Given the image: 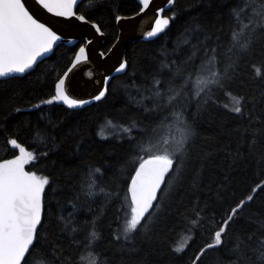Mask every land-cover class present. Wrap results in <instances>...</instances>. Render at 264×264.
Here are the masks:
<instances>
[{
	"label": "trees",
	"instance_id": "1",
	"mask_svg": "<svg viewBox=\"0 0 264 264\" xmlns=\"http://www.w3.org/2000/svg\"><path fill=\"white\" fill-rule=\"evenodd\" d=\"M94 2L93 8L90 0H80L78 11L85 10L88 19L100 25L104 35L101 51L106 53L118 35L115 17L132 16L139 5L136 0ZM243 3L174 0L163 12L166 16L175 13L167 29L153 39L130 42L122 54L128 62L124 72L110 78L105 97L84 107L55 102L28 108L54 94L57 76L85 45L83 39L73 45L58 43L26 73L0 79V160L17 155L18 149L7 143L13 135L29 151L47 153L25 166L27 171L50 178L39 227L41 239L32 250L30 264H77L78 258L79 264H97L92 252L74 243V239L84 240L93 218L103 237L96 249L109 257L111 264H194L198 255V264H262L254 250L264 238V187L257 188L264 183V78L255 75L252 67L259 70L264 61V32H257L254 49L245 56L243 71L230 89L217 91L207 107L198 108L195 100L188 104L184 116L191 121L194 135L187 154L178 161L179 173L173 171L159 193L155 203L159 207L151 210L146 221L148 230L141 229L122 251L111 242L113 231L123 224L124 213L118 212L122 203L127 211V186L137 166L133 162L144 155L139 145L147 144L153 129L173 111L152 110L156 101L148 97L153 78L164 81L161 87H166L170 73L162 63L184 61L193 54V46H205V37L207 44L215 46L219 38L227 48L234 23L232 10ZM260 3L264 0H256L252 7ZM246 14H251V7ZM202 55L197 52L195 64ZM236 94L248 98L243 115L230 111ZM17 107L27 110L17 113ZM180 119L165 121L159 135L178 141L182 136ZM106 121L115 127L103 139L98 132ZM133 122L129 136L123 129ZM90 167L102 170V175H96L98 188L92 196L83 187ZM247 196L253 199L238 210L222 245L200 255L231 208ZM69 220L66 230L64 224ZM238 237L243 241L239 248ZM181 244L186 245L184 250L175 251Z\"/></svg>",
	"mask_w": 264,
	"mask_h": 264
},
{
	"label": "snow or ice",
	"instance_id": "2",
	"mask_svg": "<svg viewBox=\"0 0 264 264\" xmlns=\"http://www.w3.org/2000/svg\"><path fill=\"white\" fill-rule=\"evenodd\" d=\"M153 0H138L139 13H144L152 4ZM174 0H167L169 5ZM80 0H0V77H9L13 73H26L32 69L38 59L52 52L54 46L62 39V34L66 28L72 27L71 21L90 24L95 31L101 33L100 25L89 20L85 10H79ZM256 0H244L243 7L232 10L234 23L231 29L230 42L227 48L219 43V38L215 46L207 44L208 37H205V46L200 49L193 46V54L184 61L177 63H162V67L169 70L166 87H161L164 81L153 78L149 99H154L153 109L159 111L161 108H172L169 116L164 117L153 129V137H150L147 144L139 145V151L143 156H137L134 160V174L130 177L127 186V211L122 203L118 212H123V224L118 225V229L113 231L111 242L118 246V250L126 247V242L132 239L143 229L148 230L147 218L152 215L151 211L158 208L162 186L168 184V178L173 171L179 173L178 161L184 157L189 149L191 137L194 135L191 121L184 116L188 104L195 100L198 108L207 107L213 102V97L217 91L230 89L232 82L243 71L241 65L245 56L252 53L257 42V32H264V3L256 7ZM90 6L95 7L94 0H90ZM251 7V14H246V10ZM163 8H157L154 25L145 35L154 37L164 32L175 17L163 15ZM48 14H51L49 16ZM65 18L64 21H56L54 18ZM119 22L125 17L117 15ZM188 41L185 40L184 43ZM91 41L87 40L86 45ZM86 45H81L75 53V59L71 66L58 75L54 84V94L46 100H41L37 104L28 105L29 109H39L41 105H51L55 102H63L69 107H79L90 103V100L76 99L69 94L70 73L82 61L88 59ZM202 51L200 63L195 64L197 52ZM101 56L105 53L101 52ZM128 66L127 60L119 62L115 69L121 72ZM252 71L255 75L264 78V61H261L259 70L253 65ZM195 77V79H194ZM105 87L99 90L98 94L91 97V100L99 101L105 97L108 88V78H105ZM233 106L230 111L243 115L245 111L247 97L243 94H236L232 97ZM178 109V110H177ZM27 109L17 107L15 112L19 113ZM149 109H146V111ZM181 117L179 123L182 129V136L177 141L171 137L164 138L159 135L160 130L166 127L165 121ZM115 127L111 121L106 123V127ZM123 128V126L121 125ZM131 127L124 128L131 136ZM98 135L107 139L110 135L102 128ZM7 143L18 149L19 154L11 159L0 160V264H30L29 257L32 250L40 243L39 227L42 226V216L44 210V196L46 186L50 185V178L46 175H38L36 171H27L25 166L38 160L40 156L47 153H37L29 151L18 141L15 135L11 136ZM102 175L99 167L89 168L88 181L83 185L88 195L95 194L98 185L96 175ZM264 187V183L257 185V188ZM100 192H105L104 188H99ZM256 189H253L255 192ZM253 196H247L239 201L235 207L231 208L226 219H223L217 230L214 232L212 243L206 244L200 249L203 255L207 249L220 246L223 243V236L227 235L230 222L242 209L246 201H251ZM71 216V214H69ZM199 217L200 213L195 212ZM63 221L64 217H60ZM119 217L117 220L119 221ZM65 221L64 227L67 230L70 224ZM197 220L192 223L197 224ZM91 229L84 240H75L77 247L92 252L96 256L97 264H111L109 257L96 249V244L102 240V234L97 230L96 218L89 222ZM71 231L75 233L77 228L72 226ZM251 239V237H249ZM243 241L237 238V248ZM186 245H179L175 251H183ZM258 260L264 264V238L261 239L257 249ZM56 254L55 252L53 253ZM198 255L194 264H198ZM51 264V261L48 262ZM63 264V262H61ZM69 264H72L70 261ZM79 264V258L77 260Z\"/></svg>",
	"mask_w": 264,
	"mask_h": 264
},
{
	"label": "water",
	"instance_id": "3",
	"mask_svg": "<svg viewBox=\"0 0 264 264\" xmlns=\"http://www.w3.org/2000/svg\"><path fill=\"white\" fill-rule=\"evenodd\" d=\"M136 1L138 2V0ZM28 2L31 3V0H28ZM170 6L167 0H153L150 7L144 13H139L138 11L136 14L125 17L126 19L117 22V38L104 56L100 55L102 52L101 48L104 42V35L96 32L94 27L90 24H85L74 19L71 21L73 26L65 29L62 34V39L58 41L57 44L64 43L66 45H73L77 41L83 39L86 45L87 40L91 41L90 44L86 45L88 59L77 64L73 72L69 74V94L76 99L90 100V103L71 108H80L96 102V100H91V97L98 94L99 90L105 87V78L107 77L109 81L112 76L124 72V70L117 72L115 69L119 66V62L124 61L122 54L127 45L135 40H150L155 38L156 36L147 37L145 33L150 31L151 27L154 25L155 16L157 15L156 9H167ZM48 15L51 16V14ZM54 19L56 21H64L65 18L56 17ZM50 53L51 52L39 58L38 61L47 57ZM74 59L75 56L72 60ZM69 66H71V63ZM22 74L23 73H13L10 74L9 77ZM4 78L7 77H0V79ZM60 103L64 104L63 102ZM64 105L69 107L66 104ZM155 203L156 202H154V204Z\"/></svg>",
	"mask_w": 264,
	"mask_h": 264
},
{
	"label": "rangeland",
	"instance_id": "4",
	"mask_svg": "<svg viewBox=\"0 0 264 264\" xmlns=\"http://www.w3.org/2000/svg\"><path fill=\"white\" fill-rule=\"evenodd\" d=\"M108 121H106L104 124H103V126L100 128V130L102 129V128H104L105 129V132L106 133H109L110 132V130H111V126H108V127H106V123H107ZM100 130H99V132H100ZM101 136V135H100ZM19 154V151H18V153H17V155ZM11 159V158H10Z\"/></svg>",
	"mask_w": 264,
	"mask_h": 264
},
{
	"label": "bare ground",
	"instance_id": "5",
	"mask_svg": "<svg viewBox=\"0 0 264 264\" xmlns=\"http://www.w3.org/2000/svg\"><path fill=\"white\" fill-rule=\"evenodd\" d=\"M69 67V66H68Z\"/></svg>",
	"mask_w": 264,
	"mask_h": 264
}]
</instances>
